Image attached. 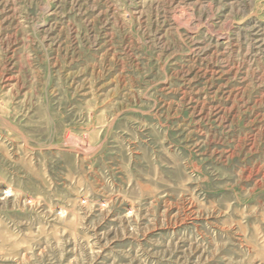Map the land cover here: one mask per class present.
Listing matches in <instances>:
<instances>
[{"label": "rangeland", "instance_id": "rangeland-1", "mask_svg": "<svg viewBox=\"0 0 264 264\" xmlns=\"http://www.w3.org/2000/svg\"><path fill=\"white\" fill-rule=\"evenodd\" d=\"M0 264H264V0H0Z\"/></svg>", "mask_w": 264, "mask_h": 264}]
</instances>
